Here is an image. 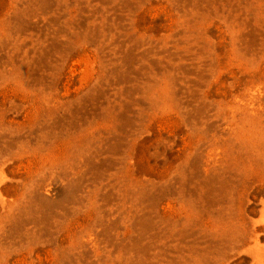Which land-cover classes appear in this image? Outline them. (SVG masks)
Segmentation results:
<instances>
[{
    "label": "rangeland",
    "instance_id": "1",
    "mask_svg": "<svg viewBox=\"0 0 264 264\" xmlns=\"http://www.w3.org/2000/svg\"><path fill=\"white\" fill-rule=\"evenodd\" d=\"M0 264H264V0H0Z\"/></svg>",
    "mask_w": 264,
    "mask_h": 264
}]
</instances>
